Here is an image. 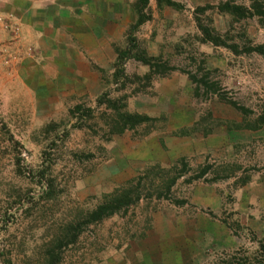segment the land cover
<instances>
[{
    "label": "rangeland",
    "instance_id": "1",
    "mask_svg": "<svg viewBox=\"0 0 264 264\" xmlns=\"http://www.w3.org/2000/svg\"><path fill=\"white\" fill-rule=\"evenodd\" d=\"M171 1L181 7L149 0V20L136 29L143 6L133 1L136 23L118 49L112 75L130 36L137 40L131 53L136 57L124 62L126 77H113L105 92L113 100L128 96L130 110L137 99L145 111L160 112L156 122L121 135H111L113 113L97 103L101 96L78 99L74 92L53 91L58 84L44 85L41 76L28 72L24 48L12 42L0 46V264H258L264 259V59L202 43L196 9L226 0ZM200 18L228 44L244 37L264 45V20L235 21L216 9ZM143 52L177 70L147 81L149 67L137 59ZM202 61L223 92L250 115L217 98L195 97V86L181 70L195 71ZM183 159L192 173L212 166L206 180L188 185V175L175 186L173 198L187 205L142 201L85 226L76 242L60 248V238L67 232L73 236L74 226L107 196ZM201 222L224 227L228 236L207 237Z\"/></svg>",
    "mask_w": 264,
    "mask_h": 264
},
{
    "label": "crops",
    "instance_id": "2",
    "mask_svg": "<svg viewBox=\"0 0 264 264\" xmlns=\"http://www.w3.org/2000/svg\"><path fill=\"white\" fill-rule=\"evenodd\" d=\"M133 1L0 0V46L24 48L28 72L41 76L44 85L58 84L51 90L97 99L114 77L118 49L136 23ZM133 102L138 105L130 110L127 103L128 112L158 119L160 110L148 112ZM209 223L201 222L207 237L228 236L224 227Z\"/></svg>",
    "mask_w": 264,
    "mask_h": 264
},
{
    "label": "trees",
    "instance_id": "3",
    "mask_svg": "<svg viewBox=\"0 0 264 264\" xmlns=\"http://www.w3.org/2000/svg\"><path fill=\"white\" fill-rule=\"evenodd\" d=\"M159 1H165L167 5L172 7H181L179 4L172 2L171 0ZM238 1L240 0H226L217 7L207 5L205 7H198L196 9L195 20L202 35V43H211L216 47L227 48L235 55L257 54L264 59V45H254L251 40L245 39L244 37H242L239 42H235L233 39H231L230 41H232V44H228L227 40L215 32L209 25H205L200 18L202 13H205L208 10L216 9L220 13L229 14L235 21L253 18L264 20V0H249V5L244 3L239 4ZM139 4L143 7L139 9L140 17L135 29L149 20V17L145 12V7L148 6L149 0H139ZM129 45L130 47L128 50L119 53L117 72L114 74L116 79L120 76L126 77L123 68L124 62L131 59L132 57H136L131 56V53L138 48L136 38L130 36ZM137 59L149 67V73L144 76V79L149 82H152L157 76L165 77L171 72L177 70L176 67L169 66L166 62L161 63L160 60L148 57L146 52H143L142 56L138 57ZM195 69V71H181L188 76L192 84L195 86L196 98H205V100L217 98L232 105L245 116H248L252 113L251 110L232 101V99L229 98L225 92H223L220 83L213 78L214 72L206 68L204 61H202L201 65ZM127 99L128 96L113 100L110 98V94L105 92L97 100L99 105L106 106V108L113 113L114 118L109 124L111 135H121L129 130L136 129L139 126L157 121V119L146 115L128 112ZM82 108L83 107L81 106L76 107L77 111H81ZM89 111H91L90 108ZM262 125H264V117L260 118V126ZM211 169L212 166L207 165L200 172L192 173V168L189 166L186 160L183 159L177 163V165L169 169L161 167L158 168V173L155 175H152L151 172L144 173L137 179V181L130 183L125 188L118 190L110 196H107L95 209L87 212L83 216V219L74 226L76 233L73 236H70V234L67 232V234L60 238V248L76 242V240L83 233L85 226L99 223L105 219L126 212L142 201L165 199L172 201L178 207L187 205V200H177L173 198V190L175 186L181 179L188 175L189 178L185 181L188 185L200 180H206L205 177L211 172ZM258 264H264V259H261Z\"/></svg>",
    "mask_w": 264,
    "mask_h": 264
}]
</instances>
